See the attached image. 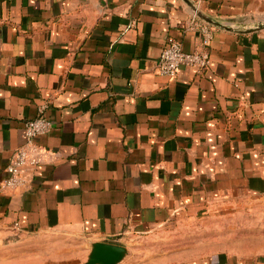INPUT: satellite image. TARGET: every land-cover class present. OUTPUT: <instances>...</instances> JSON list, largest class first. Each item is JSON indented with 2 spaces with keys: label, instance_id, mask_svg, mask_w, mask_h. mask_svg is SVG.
Returning a JSON list of instances; mask_svg holds the SVG:
<instances>
[{
  "label": "crops",
  "instance_id": "crops-1",
  "mask_svg": "<svg viewBox=\"0 0 264 264\" xmlns=\"http://www.w3.org/2000/svg\"><path fill=\"white\" fill-rule=\"evenodd\" d=\"M197 7L228 28L197 16L211 65L171 80L157 71L171 39L203 49L183 0H0V183L26 121L46 105L55 123L27 186L0 189V233L79 248L68 264L99 242L126 248L118 264H264L198 242L141 249L220 202L264 201V29L242 33L264 23V0Z\"/></svg>",
  "mask_w": 264,
  "mask_h": 264
},
{
  "label": "rangeland",
  "instance_id": "rangeland-1",
  "mask_svg": "<svg viewBox=\"0 0 264 264\" xmlns=\"http://www.w3.org/2000/svg\"><path fill=\"white\" fill-rule=\"evenodd\" d=\"M214 208L219 210L178 221L175 230L148 237L141 249L158 252L189 241L203 243L204 249L212 251L264 255V201L236 197ZM79 251L43 234L0 233V264H68L67 260L79 257Z\"/></svg>",
  "mask_w": 264,
  "mask_h": 264
},
{
  "label": "built area",
  "instance_id": "built-area-1",
  "mask_svg": "<svg viewBox=\"0 0 264 264\" xmlns=\"http://www.w3.org/2000/svg\"><path fill=\"white\" fill-rule=\"evenodd\" d=\"M190 1L197 7L202 0ZM190 27L200 32L203 49L186 52L179 41L171 39L159 57L157 63L159 75L173 80L184 67L193 68L198 73H204L209 69L211 58L207 49L213 38L212 30L207 24L197 19L195 12ZM46 109V105L42 106L36 118L26 121L25 143L13 153L6 166L7 177L0 183L2 191L25 188L29 182V176L48 158L49 153L38 142L40 137L49 134L55 126V123L47 117Z\"/></svg>",
  "mask_w": 264,
  "mask_h": 264
},
{
  "label": "water",
  "instance_id": "water-1",
  "mask_svg": "<svg viewBox=\"0 0 264 264\" xmlns=\"http://www.w3.org/2000/svg\"><path fill=\"white\" fill-rule=\"evenodd\" d=\"M191 9L197 14V16L205 22L215 25L217 27L228 28L226 26L214 23L211 19L207 18L203 13L190 1L183 0ZM264 29V23L258 24L251 29L242 31V33H251ZM126 248L119 245L109 243H95L93 244L91 254L88 261L85 264H118L126 255Z\"/></svg>",
  "mask_w": 264,
  "mask_h": 264
}]
</instances>
